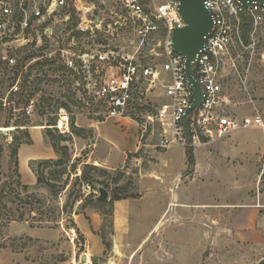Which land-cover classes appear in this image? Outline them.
<instances>
[{
	"label": "rangeland",
	"instance_id": "rangeland-1",
	"mask_svg": "<svg viewBox=\"0 0 264 264\" xmlns=\"http://www.w3.org/2000/svg\"><path fill=\"white\" fill-rule=\"evenodd\" d=\"M104 3L107 0H72L71 5L79 8L75 11L80 23L81 17L92 20L90 10L93 7L105 18V23L116 20L107 12ZM69 15L71 9L57 12L49 23L50 32L42 35L39 44L22 40L0 42L1 95L9 91L10 85L16 81L14 79L19 77H15L16 72L11 66L3 63L2 57L14 56L20 61L24 56L37 53L44 57L40 60L42 63L52 58L55 61L53 65L44 66L43 71H33L25 90L27 93H22V83L29 75L28 67L34 64V61L28 62L20 75L22 95H16L15 99L18 110L12 113L7 111L10 108L0 111V190L4 183L13 182L7 178L12 175L11 147L17 138L27 140L24 133L28 132L33 142L30 130L34 133L33 128H37L52 150L47 136L50 129L56 137H64L61 145L69 148L68 174L56 182L57 187H64L56 198L46 185L37 186L29 193L20 191V199L13 198L11 194L4 195L6 209L0 206L3 212H11L15 216L23 214V223L31 229L48 231L49 237L48 240L33 239L17 222L6 227L2 226L4 222H0V264H17L16 258L13 262L10 255L16 252L22 254L26 261L36 264L85 263L82 255L86 253L87 243L75 218L81 214L89 221L88 215L95 213L103 219L97 235L102 239L105 224L106 238L112 247L107 250L104 246V253L93 258L91 264H260L264 259V247L242 243L231 231L225 220L227 216H222L224 213L216 206L228 203L233 207L244 195L255 198L264 206V130H241L212 143L202 142L192 147L194 164H190L189 147L162 148V128L157 121L148 118L155 116L166 101L162 97L167 78L164 74L152 87L143 85L142 89L136 90L139 102L126 122L108 119L97 90L104 80L121 72L124 61L132 54V33L124 28L109 35L86 33L79 38L74 31L68 30V24L63 20ZM246 27L243 31L244 48L238 46L233 50L236 69L228 66L222 76L223 94L227 100L221 110L238 119L259 113L264 120V22L256 28L248 24ZM80 29L78 27L76 32H81ZM154 43L150 42L143 57L137 60L143 66L161 70L164 59L152 56V50L155 53L161 51ZM60 50L69 52L70 58L76 61L79 55H87L86 67L79 62L74 70L68 68L60 59ZM35 90L39 91L32 95L29 114L26 103ZM62 104L70 110L61 108ZM65 116L69 117L68 125L63 122L62 117ZM73 118L85 138L72 133ZM93 124L100 127L98 131L106 139L97 141L94 129L88 127ZM114 131H134L139 136L140 149L129 154L130 159L121 165L120 151L115 146L113 149L108 147V154L112 152L108 162L114 167L110 170L107 163L101 164L99 159L94 161L95 156L91 154L96 143L101 145L99 152L105 150V144L115 140L111 134ZM39 144L40 141L37 142ZM54 152V158L46 156L29 163L35 176L38 162L58 159ZM185 156L186 160L183 159ZM74 164L76 170L71 168ZM87 164L110 173L105 176L99 171L91 172L92 178L108 185L110 198L104 204L97 202L98 189L102 186L96 184L93 190L82 180ZM56 169L54 166L47 168L45 176L48 180L53 179L51 173ZM150 170H164L167 175L164 197L159 202L151 201L153 195L157 196V190L148 184ZM116 189H121L115 194L123 198L136 196L131 199L139 200L143 196L150 197L135 203L130 234L119 241L113 238V212L109 206ZM233 209L230 208L229 215ZM140 211L145 212L144 216L140 217Z\"/></svg>",
	"mask_w": 264,
	"mask_h": 264
},
{
	"label": "built area",
	"instance_id": "built-area-1",
	"mask_svg": "<svg viewBox=\"0 0 264 264\" xmlns=\"http://www.w3.org/2000/svg\"><path fill=\"white\" fill-rule=\"evenodd\" d=\"M71 3L72 0H0V42L22 40L41 43L42 35L50 32L49 23L57 12L70 10L72 6L79 10ZM104 5L116 20L105 23V18L99 12L100 22L97 24L93 7L90 10L92 20L81 17L78 26L81 32L101 36L128 28L133 36L130 41L132 54L124 61L121 72L104 80L97 90V97L103 103L108 119H127L139 102L136 100V90L142 89L143 85L152 87L164 74L167 78L162 97L166 101L160 105L155 116L148 117L157 121L162 128V148H192L202 142L221 140L237 131L264 130V120L259 113L238 119L221 110L227 100L223 94L222 76L228 66L236 69L233 50L238 46L244 48L245 26L251 23L256 28L264 22L263 6L254 4L244 9L238 0H205V7L213 15L214 28L193 66L194 77L203 88L204 100L200 108L189 113L186 133L182 122L193 104L194 89L187 80L184 57L173 49L174 31L185 26L179 15V0H107ZM63 20L68 22L70 15ZM150 42H157L153 45L161 49L159 53H155V50L151 53L164 59L161 70L143 66L137 60L143 57L144 49ZM60 53V59L68 68L74 70L79 62L86 67L87 55H79L76 61L70 58L66 50H60ZM2 60L16 71V57L5 56ZM33 61L35 63L37 60ZM20 75L7 94H0V111L11 107L13 111L18 110L15 99L16 95L21 94ZM28 109H32V102L27 106L30 114ZM62 119L68 125L69 117Z\"/></svg>",
	"mask_w": 264,
	"mask_h": 264
},
{
	"label": "crops",
	"instance_id": "crops-1",
	"mask_svg": "<svg viewBox=\"0 0 264 264\" xmlns=\"http://www.w3.org/2000/svg\"><path fill=\"white\" fill-rule=\"evenodd\" d=\"M128 119V118H127ZM127 119L124 120H113V121H127ZM89 128L94 129L95 135L97 137V141L100 142V139H106L104 135L99 133V126L96 124L89 125ZM131 127V126H130ZM132 128V127H131ZM34 133H32V129L30 130V134L33 137L34 145L32 146H25L22 145L19 149L18 158H19V171L22 177V182L24 185L34 187L37 184V178L36 176L31 172L29 168V163L34 160L45 158L46 156L49 158L53 155V149H50V146L46 145L45 138L41 135L40 131H37V128H33ZM110 134V132H109ZM115 140L109 141L110 143L108 145L105 144L104 149L102 152L100 151V146L98 143L94 144L93 152L91 156H95L93 159L94 161H99L101 164L107 163L110 170H113V166L110 165L108 162V158L110 154L106 151L107 148L113 149L114 146L120 151L122 154V162L121 165H124L127 163L129 154L137 153L140 149L139 147V136L134 131H126L123 133H111ZM96 140V139H95ZM40 141L39 146L37 145V142ZM248 142V141H247ZM116 144V145H115ZM38 146V147H37ZM43 148V149H42ZM47 148V149H46ZM46 150V152L44 151ZM104 151H106L104 153ZM55 153V152H54ZM186 153V150H185ZM54 156V155H53ZM186 160V156L183 158ZM166 164V162L164 161ZM185 164V162H184ZM120 165V164H119ZM148 184L149 186H152L153 189L157 190L156 194L157 196L153 195V200L151 198V201L159 202L162 200L164 187L166 185V178L167 175L164 172V170H157L153 171L150 170L147 174ZM148 186V187H149ZM150 197L143 196L141 199H122L119 201H116L113 205V226H114V234L113 238L115 241H119L122 238H125L127 235L130 234V227L133 220L132 217V211L136 209L135 203L138 201H146ZM160 206L159 204L157 205ZM227 206V207H224ZM220 208L219 211L222 214V216H227V219L225 220L228 222L229 227L231 228V231L237 234V238L244 244H250L254 247L262 248L264 247V206L262 202L256 201L255 198H251L248 195L242 196V199L240 202H238L236 205H229L228 203L217 205L216 208ZM230 208H234L232 213L229 215ZM143 211H140V217L144 216ZM229 215V217H228ZM75 223L77 224L78 230L80 234H83L85 241L87 243L86 245V253L82 255V259L84 257H87V260L83 264H91L92 259L97 257L98 254L104 253L105 248L103 245V241L100 236L97 235V232L100 230L103 219L101 216L97 213L94 215H88L90 218L89 221L85 220L81 214L76 216ZM221 221V220H220ZM16 224V222H15ZM21 225L22 229L26 231V235L33 239H40V240H48L49 237L48 231H45L43 229H31L27 224L25 223H18ZM20 228V229H21ZM51 235V234H50ZM9 252V251H8ZM15 253V252H14ZM13 256V262L16 258L17 264H36L33 262L26 261L25 257H23L22 254H10Z\"/></svg>",
	"mask_w": 264,
	"mask_h": 264
},
{
	"label": "trees",
	"instance_id": "trees-1",
	"mask_svg": "<svg viewBox=\"0 0 264 264\" xmlns=\"http://www.w3.org/2000/svg\"><path fill=\"white\" fill-rule=\"evenodd\" d=\"M245 21H247V19H245ZM80 23V19L76 16V11L73 7H71V16H70V20L67 22L68 24V30L74 31V33L76 34L77 37H83L84 33L82 32H76L78 26ZM248 25H251V23H248ZM249 27V26H247ZM247 27L245 26V30L247 29ZM44 57H42L40 54L37 53H31L30 55L24 56L22 58V60L18 61L17 66L15 67V77L20 75V73L23 70V67L28 63V62H32L33 60H37L34 64L30 65L28 67V71H29V75L25 77L22 85H23V89H22V93H25L27 90V83L28 80L30 79L32 72L35 70H41L43 71V67L46 66L47 64L53 65L55 63V61H52V59L48 60L46 59L44 61V63L40 62L41 59H43ZM39 60V61H38ZM17 80L16 78L14 79V81ZM16 82V81H15ZM13 82V83H15ZM13 85V84H12ZM10 85V88L11 86ZM37 91L39 90H35L34 92H32L31 96H29V99L27 101V106L29 105V102L32 100V95H34ZM21 93V95H22ZM27 93V92H26ZM20 95V97H21ZM61 108L70 110L69 107L67 105H60ZM7 110V109H6ZM7 111H9V113L13 112V107H11L10 109H8ZM100 122H103V119H99ZM71 130L72 133L78 137H82L85 138V136L83 135V131L82 129H80L79 127L76 126L75 123V119H72L71 122ZM24 136L27 137L26 141H21L20 139H16L14 141V143L12 144L11 147V170H12V175L8 176V179H13V182H9V183H4L2 185V189L0 190V206H2L3 208L6 209V205L5 203V198L4 195L5 194H11L14 195L13 198L15 199H20L21 198V193H19L20 191L25 192V193H29L33 188H36L37 186H41V185H46L49 189H51V193L53 195L54 198H56L58 196V194L60 193L61 190H63V186L62 187H57L56 182H59L62 180V178L67 175L68 173V162H69V148L67 146H63L61 145V142L64 141V137H56L55 135H53V132L50 131V129H48L47 131V136L50 138L51 140V144H52V148L54 149L56 155L58 156L57 160H46V161H40L38 162V166L35 169V173H36V178H37V184L34 187L31 186H27L24 185L22 182V177L19 171V158H18V153H19V149L22 145L26 144V145H32L33 142L30 138V135L28 132L24 133ZM187 154H188V158L190 160V164H194V150L193 148H188L187 150ZM128 159L129 156H128ZM35 162L32 163L33 167H34ZM1 166V165H0ZM50 166H54L56 167V171H53L51 173L52 178L51 180H48L46 178V174L45 171L47 170L48 167ZM71 168H73V170H76V165L74 164ZM60 169V170H59ZM101 172L103 175L105 176H109V172L105 169H100L99 167L96 166H92V165H85V168L83 170L82 173V180L85 181L88 185L92 186L93 190H95V186L96 184H100V186L104 187L105 189H108V185L105 182H100L98 179L92 178L91 177V172ZM68 179L70 178V175L67 176ZM81 180V179H80ZM68 181V180H67ZM66 184V183H65ZM8 189V191L10 190V192H6V190ZM121 189H116L113 194H112V199L109 203V206H111V211L113 212V205L116 201L122 200V199H130V198H137L136 196L134 197H119L117 196L115 193H118V191H120ZM13 202V201H12ZM98 203L104 204L105 201H97ZM61 213V212H60ZM25 221V216L19 215V216H15L14 214H12L11 212H3V210L0 208V222H4V224L2 225L3 227L8 226L9 224L13 223V222H17V223H23ZM101 236H102V241H103V245L106 247L107 250H110L112 247V244L110 241L107 240L106 238V232H105V224L102 227V232H101Z\"/></svg>",
	"mask_w": 264,
	"mask_h": 264
},
{
	"label": "water",
	"instance_id": "water-1",
	"mask_svg": "<svg viewBox=\"0 0 264 264\" xmlns=\"http://www.w3.org/2000/svg\"><path fill=\"white\" fill-rule=\"evenodd\" d=\"M244 9L251 5L264 7V0H238ZM179 15L185 22V26L174 31L172 36L173 49L185 59V72L189 85L194 89V101L188 109L182 122L186 130L188 128L187 117L189 113L201 107L204 100V93L201 84L196 80L193 74V66L200 52L205 48L206 39L212 33L214 28L213 15L205 7V0H179ZM96 23L100 22L99 11L95 10ZM100 201H108L110 193L104 187L98 189ZM86 262L87 257H84ZM264 264V259L260 261Z\"/></svg>",
	"mask_w": 264,
	"mask_h": 264
}]
</instances>
